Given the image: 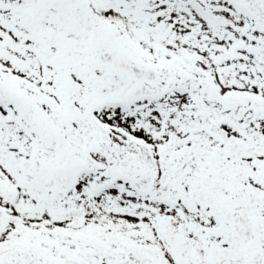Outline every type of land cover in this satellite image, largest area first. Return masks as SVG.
<instances>
[{
  "label": "snow or ice",
  "instance_id": "snow-or-ice-1",
  "mask_svg": "<svg viewBox=\"0 0 264 264\" xmlns=\"http://www.w3.org/2000/svg\"><path fill=\"white\" fill-rule=\"evenodd\" d=\"M0 264H264V0H0Z\"/></svg>",
  "mask_w": 264,
  "mask_h": 264
}]
</instances>
